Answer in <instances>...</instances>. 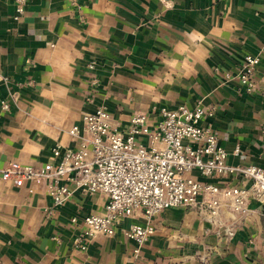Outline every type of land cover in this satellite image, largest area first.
<instances>
[{
	"label": "crops",
	"instance_id": "crops-1",
	"mask_svg": "<svg viewBox=\"0 0 264 264\" xmlns=\"http://www.w3.org/2000/svg\"><path fill=\"white\" fill-rule=\"evenodd\" d=\"M71 2L25 0L16 16L13 1L0 0V169L57 164L53 149L76 148L70 128L98 107L124 131L135 114L153 128L161 108L197 106L215 108L200 125L216 133L229 164L264 169V0H76L79 10ZM245 55L259 60L253 93L237 78ZM73 190L47 215L45 180L0 173V264H264V204L237 218L222 208L218 222L198 208L166 209L135 257L123 232L144 226L141 215L79 248L81 219L102 213L107 197Z\"/></svg>",
	"mask_w": 264,
	"mask_h": 264
},
{
	"label": "built area",
	"instance_id": "built-area-1",
	"mask_svg": "<svg viewBox=\"0 0 264 264\" xmlns=\"http://www.w3.org/2000/svg\"><path fill=\"white\" fill-rule=\"evenodd\" d=\"M12 1L16 16L21 15L25 0ZM71 4L81 8L76 0ZM258 62L256 56L245 55L238 65L237 78L247 93L256 91L254 71ZM1 111H9L7 102L1 103ZM214 112L215 108L202 106L161 108L160 120L153 128H148L146 115L135 114L129 127L121 131L112 126L109 113L98 107L82 116L80 126L70 128L69 135L79 138L76 148L53 149V156L59 158L57 164L35 169L8 163L0 173L29 182L45 180L51 200L47 215L70 198L73 186L91 195L104 194V211L80 221L84 230L75 242L82 250L95 236L114 235L125 218L141 215L146 220L144 226L133 224L123 232L134 242L136 257L154 233L152 218L166 209L194 207L198 215L217 221L222 208L230 218H237L247 214L252 202L264 204V169L229 164L216 133L200 125ZM192 172L204 178L235 177L239 183L219 186L201 182L190 176ZM221 234L232 237L233 227L223 225Z\"/></svg>",
	"mask_w": 264,
	"mask_h": 264
},
{
	"label": "clouds",
	"instance_id": "clouds-1",
	"mask_svg": "<svg viewBox=\"0 0 264 264\" xmlns=\"http://www.w3.org/2000/svg\"><path fill=\"white\" fill-rule=\"evenodd\" d=\"M169 7H171V5H169Z\"/></svg>",
	"mask_w": 264,
	"mask_h": 264
}]
</instances>
